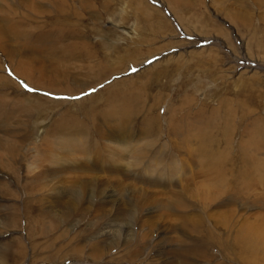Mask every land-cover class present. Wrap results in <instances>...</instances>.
Wrapping results in <instances>:
<instances>
[{
    "label": "rangeland",
    "instance_id": "1",
    "mask_svg": "<svg viewBox=\"0 0 264 264\" xmlns=\"http://www.w3.org/2000/svg\"><path fill=\"white\" fill-rule=\"evenodd\" d=\"M263 15L0 0V264H264Z\"/></svg>",
    "mask_w": 264,
    "mask_h": 264
},
{
    "label": "bare ground",
    "instance_id": "2",
    "mask_svg": "<svg viewBox=\"0 0 264 264\" xmlns=\"http://www.w3.org/2000/svg\"><path fill=\"white\" fill-rule=\"evenodd\" d=\"M159 13V12H158ZM160 14V13H159ZM264 16V15H263ZM164 23V22H163ZM165 27H166V23H165ZM51 55V54H50ZM19 72V71H18ZM21 72V71H20ZM19 72V73H20ZM21 74V73H20ZM35 87H37V86H35ZM56 93H59V92H56ZM131 116V115H130ZM130 126V125H129ZM255 141V140H254ZM107 194V193H106ZM108 195V194H107ZM112 196V195H111Z\"/></svg>",
    "mask_w": 264,
    "mask_h": 264
},
{
    "label": "snow or ice",
    "instance_id": "3",
    "mask_svg": "<svg viewBox=\"0 0 264 264\" xmlns=\"http://www.w3.org/2000/svg\"><path fill=\"white\" fill-rule=\"evenodd\" d=\"M25 86V88H28V86L27 85H24ZM29 91H34L35 89H28Z\"/></svg>",
    "mask_w": 264,
    "mask_h": 264
}]
</instances>
